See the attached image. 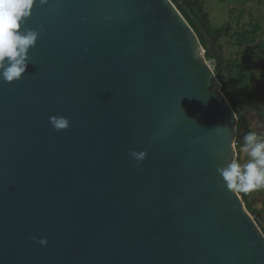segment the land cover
Wrapping results in <instances>:
<instances>
[{
	"label": "water",
	"instance_id": "1",
	"mask_svg": "<svg viewBox=\"0 0 264 264\" xmlns=\"http://www.w3.org/2000/svg\"><path fill=\"white\" fill-rule=\"evenodd\" d=\"M25 27L26 71L0 80V264H264L217 172L238 119L213 36L171 0H36Z\"/></svg>",
	"mask_w": 264,
	"mask_h": 264
},
{
	"label": "rangeland",
	"instance_id": "2",
	"mask_svg": "<svg viewBox=\"0 0 264 264\" xmlns=\"http://www.w3.org/2000/svg\"><path fill=\"white\" fill-rule=\"evenodd\" d=\"M178 1L183 3L180 6L198 27L205 43L202 45L207 49L210 36L206 33L201 18L196 17V9L192 11L188 4H184L186 0ZM188 1L203 4L204 11L210 16V25L230 26L231 31L220 40L221 51L218 45H215L218 53L214 56H222L223 60L219 65L222 80L217 79L222 93V88L226 87L231 99L230 104L238 119L233 160L243 166L250 159L242 147L244 135L255 131L259 140L264 142V0ZM243 31H250L251 40L239 46L232 34ZM206 60L213 69L219 64L214 58ZM237 193L260 229H264V186L248 193Z\"/></svg>",
	"mask_w": 264,
	"mask_h": 264
},
{
	"label": "clouds",
	"instance_id": "3",
	"mask_svg": "<svg viewBox=\"0 0 264 264\" xmlns=\"http://www.w3.org/2000/svg\"><path fill=\"white\" fill-rule=\"evenodd\" d=\"M36 0H0V80L11 83L22 78L28 62L29 50L35 46L39 33L25 27L26 18L30 17ZM48 0H39L40 5ZM49 122L56 131L65 130L70 121L66 117L50 116ZM243 150L250 157L243 166L232 160L226 166L218 168L227 189L248 193L264 186V142L258 133L250 131L243 137ZM135 160L143 161L146 152L131 151ZM33 239H36L35 237ZM40 245L47 240L40 238Z\"/></svg>",
	"mask_w": 264,
	"mask_h": 264
},
{
	"label": "trees",
	"instance_id": "4",
	"mask_svg": "<svg viewBox=\"0 0 264 264\" xmlns=\"http://www.w3.org/2000/svg\"><path fill=\"white\" fill-rule=\"evenodd\" d=\"M172 2L176 6L179 5V6H177V9L180 11V13L184 16L186 21L189 23V25L195 31L200 42L204 45L205 43H204L202 34L198 30V27L195 25V23L192 21V19H190V17L187 15V13L182 8V6H180L183 3L180 4V1H178V0H175V2L172 0ZM184 2H185L184 4H188L189 8L192 11H195V9H196V11L198 13H200V14H198L196 12L195 13L196 17L201 18L202 24H203V27H204L206 33L209 36H213L216 39L218 48L221 51L222 46L220 44V40H221V38H223V36H225L226 34H228L231 31L230 26L229 25H227V26L223 25V26L214 27L213 25H210V16L207 12L204 11V7H203L202 3L198 2V1L189 2L188 0H186ZM249 34H250V31H243V32H239V33L236 32V33L232 34V38L234 37V39L236 40V42L239 46H243V45L249 43V41L251 40V38H249ZM206 58L207 59L214 58L219 63V64H217V67H214V73L216 74V77L221 81L222 80V76H221L222 74H221V70H220L219 65L222 63V60H223L222 56L221 55L220 56H214V55L210 54L209 52H207ZM222 91L225 94V96L227 97L228 101L231 103V99H230L229 95L227 94L225 86L222 88ZM262 232L264 234V229H262Z\"/></svg>",
	"mask_w": 264,
	"mask_h": 264
},
{
	"label": "built area",
	"instance_id": "5",
	"mask_svg": "<svg viewBox=\"0 0 264 264\" xmlns=\"http://www.w3.org/2000/svg\"><path fill=\"white\" fill-rule=\"evenodd\" d=\"M172 1V0H171Z\"/></svg>",
	"mask_w": 264,
	"mask_h": 264
}]
</instances>
